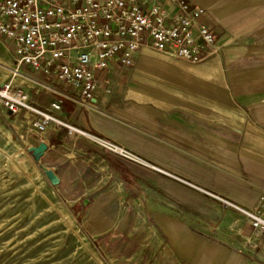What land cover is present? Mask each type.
I'll list each match as a JSON object with an SVG mask.
<instances>
[{
	"label": "crops",
	"instance_id": "crops-1",
	"mask_svg": "<svg viewBox=\"0 0 264 264\" xmlns=\"http://www.w3.org/2000/svg\"><path fill=\"white\" fill-rule=\"evenodd\" d=\"M190 1L217 23L220 54L192 64L143 50L131 69L111 68V94L62 100L44 157L76 167L52 170L59 182L83 183L93 159L103 181L137 186L156 240L183 264H264L263 250L237 252L250 228L235 207L264 195V0ZM71 127L132 156L95 150Z\"/></svg>",
	"mask_w": 264,
	"mask_h": 264
},
{
	"label": "built area",
	"instance_id": "built-area-1",
	"mask_svg": "<svg viewBox=\"0 0 264 264\" xmlns=\"http://www.w3.org/2000/svg\"><path fill=\"white\" fill-rule=\"evenodd\" d=\"M217 35L207 9L190 0H0V39L13 53L15 73L28 68L57 96L40 109L5 83L0 105L11 114L38 116L33 125L44 134L50 124H64L54 115L63 99L87 107L98 93L111 94V68L131 69L143 50L200 63L220 52ZM235 207L250 228L239 230L237 252L264 251V195L253 208Z\"/></svg>",
	"mask_w": 264,
	"mask_h": 264
},
{
	"label": "rangeland",
	"instance_id": "rangeland-1",
	"mask_svg": "<svg viewBox=\"0 0 264 264\" xmlns=\"http://www.w3.org/2000/svg\"><path fill=\"white\" fill-rule=\"evenodd\" d=\"M14 70L13 53L0 39V86L10 83L25 91L29 103L40 109L57 98L41 85V76L25 67ZM36 117L11 114L0 105V264H183L156 240L152 214L133 196L137 186L103 181L93 159L90 166L79 167L83 183L47 179L46 169L68 177L76 167L53 169L44 152L31 151L47 141L33 125ZM88 141L93 149L110 153ZM114 153L115 159L126 160ZM83 198L88 203L81 209Z\"/></svg>",
	"mask_w": 264,
	"mask_h": 264
},
{
	"label": "water",
	"instance_id": "water-1",
	"mask_svg": "<svg viewBox=\"0 0 264 264\" xmlns=\"http://www.w3.org/2000/svg\"><path fill=\"white\" fill-rule=\"evenodd\" d=\"M46 147H47L46 144L44 142H41L37 146L32 147L31 151L35 155H40V154H42V152L45 151ZM45 176L52 184H58L59 183V178L57 177V175L51 169H46L45 170ZM87 203H88V199L83 198L82 201H81L80 208L81 209L85 208Z\"/></svg>",
	"mask_w": 264,
	"mask_h": 264
},
{
	"label": "bare ground",
	"instance_id": "bare-ground-1",
	"mask_svg": "<svg viewBox=\"0 0 264 264\" xmlns=\"http://www.w3.org/2000/svg\"><path fill=\"white\" fill-rule=\"evenodd\" d=\"M71 131H72L73 133H74V132H77V133H78V132H79V133H84V132H82V131H80V130L74 128V127H71ZM84 134H86V135H87L88 137H90L91 139H93V140H95V141L101 143L102 145L108 146L109 148L113 149V150L116 151V152H119V153H121V154H125V155H129V156H132V155H130L129 153H127V152H125L124 150H122L121 148L116 147V146H113V145H111V144L105 142L104 140H102V139H100V138H98V137H96V136H94V135H92V134H88V133H84Z\"/></svg>",
	"mask_w": 264,
	"mask_h": 264
}]
</instances>
